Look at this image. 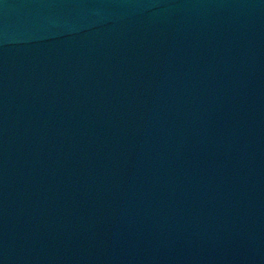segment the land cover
I'll return each instance as SVG.
<instances>
[{
  "label": "water",
  "instance_id": "water-1",
  "mask_svg": "<svg viewBox=\"0 0 264 264\" xmlns=\"http://www.w3.org/2000/svg\"><path fill=\"white\" fill-rule=\"evenodd\" d=\"M0 264H264V0H0Z\"/></svg>",
  "mask_w": 264,
  "mask_h": 264
}]
</instances>
